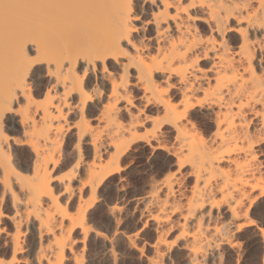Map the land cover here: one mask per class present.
<instances>
[{"label": "bare ground", "instance_id": "6f19581e", "mask_svg": "<svg viewBox=\"0 0 264 264\" xmlns=\"http://www.w3.org/2000/svg\"><path fill=\"white\" fill-rule=\"evenodd\" d=\"M133 13L139 17L134 24L140 28L136 35L143 42L141 52L163 54L168 61L165 65H154L169 69L167 75L162 70L156 73L161 77L156 83L162 84L167 76H172L176 87L170 93L168 103H179L177 96L184 101L180 112H170L167 116L156 108L153 112L157 119H170L173 125L183 117L179 126L166 125L167 131L162 128L160 135L168 137L178 131L181 137L177 141L178 148H175L178 151H174L173 156L179 158L180 155L179 162L183 158V168L188 163V174L195 180L194 189H190L189 205L186 201L187 209L182 208L187 210V216L183 218L186 225L182 220L184 226H180L186 228L181 239L193 243H185L182 248L192 245L195 261L200 256L206 260L208 249H212V240L205 234V217L210 219L215 210L220 213L222 201L229 203L235 198L236 202H233L236 204L227 206L229 213H226L230 216L227 221L239 222L243 215L238 206L240 202L237 204L238 196L233 197V193L239 190L244 199L248 192L251 195L250 191L261 188L260 196L264 197V186L258 184V178L261 180L263 176L255 175L263 167L260 158L264 145V9L260 8V0H133ZM122 15L123 9L116 0H108L103 6H95L86 0H3L0 3V106L14 105L19 110L24 107L21 100L28 103L26 97H34L31 103L35 108L31 129H26L22 123L29 119L26 115L0 121V128L12 139L6 151L0 148V259L11 264H67L76 257L73 261L81 263L84 256L80 258L81 253L75 254V237L80 234L86 240L91 233L86 227L87 209L91 206L85 209L87 201L83 202L84 206L79 201L89 189L85 185L91 178L105 176V182L113 174L124 171L125 156L134 145L144 142L139 137L150 131L146 125L143 132L138 131L145 121H137L134 129L131 117L128 121L119 119L120 115L127 113V104L123 110L117 104V118L102 127L107 104L102 97L94 96L81 105L79 115L74 111L76 105L81 104L82 94L79 82L73 76L77 70L89 68L85 57L90 59L115 48L120 30L112 21ZM241 29L246 39L241 36ZM35 57L61 63L67 60L71 65L72 75L68 77L66 87L62 80L59 90L53 89V94H48L44 86L46 99L43 103L39 93L35 94L31 87V80L43 78L39 72L33 76L28 71L31 58ZM77 57L81 59L77 61ZM111 64L113 73L122 67L114 61ZM173 64H176L178 76H173ZM181 81L186 87L181 86ZM85 82L93 89L100 87L105 91V81H97L94 66L91 79ZM168 82L172 83V80ZM108 83L110 85L111 81ZM129 83L130 97L143 94L144 85L138 84L136 79ZM17 85H20L19 93ZM109 96L115 103L110 89ZM165 111H168L167 107ZM81 116L84 120L80 119ZM77 121L82 126L72 127ZM200 121L211 126L205 139L197 131ZM91 125H94V134ZM192 125H195L194 129ZM25 131H28L25 142L16 143ZM184 151L187 152L185 155L182 154ZM76 161L79 165L73 169ZM181 166L177 167L182 169ZM65 167L72 168V171H66L71 173L69 175L64 171L68 176L64 178L61 171ZM58 172L63 174L60 173L62 177L58 175V178ZM81 174L87 175L88 181L87 178L83 181ZM170 178L165 179L161 187H150L152 196L149 201L155 202L162 213L172 209L171 216L180 211L176 206L182 207L184 201L180 205L175 202L179 182L175 187L176 178V182ZM260 182L264 183L263 178ZM102 184L97 185L96 194ZM77 193L80 206L75 205L76 202L74 205L78 208L73 206L74 213H77L70 215L74 207H67L68 203L64 206L62 197H67L69 202L77 197ZM218 196L225 200H218ZM110 208V212H114L115 209ZM149 212L151 214V210ZM154 216L152 214L151 218ZM243 217L246 219L245 214ZM157 218V221L164 219L159 215ZM187 224H191L194 230L188 231ZM220 226L213 227L215 235L220 237L217 250L228 243L230 237L227 231L221 232ZM249 227L245 221L238 225L236 232ZM163 237L165 239L166 235ZM262 237L264 240V235ZM157 264H163V261Z\"/></svg>", "mask_w": 264, "mask_h": 264}, {"label": "rangeland", "instance_id": "374dc122", "mask_svg": "<svg viewBox=\"0 0 264 264\" xmlns=\"http://www.w3.org/2000/svg\"><path fill=\"white\" fill-rule=\"evenodd\" d=\"M31 84H33V85H31V87H32V91L35 94L39 93V89L41 87H44V85L42 83H38V81H36L35 79L31 80ZM200 122H203V121H200ZM200 122L198 123V130L197 131L202 134V136L200 135L201 137H203V135H204V139H205V138H207L206 137L208 134L207 131H210L209 129H211V126L209 124L207 125L204 122L203 123H200ZM144 144H145L144 142H141V143H138L132 147L134 149L127 153L128 155L125 156V159H124L125 161H123L124 163H122V165L124 167L126 166L125 170L120 172L119 174L117 173V175L113 174L99 187V190H98L99 193H97L96 194L97 196H95V198H94V199H96L95 201H93V199H89V197H88L90 194L89 189L86 190V192L87 193L89 192V194L86 197L84 195L81 200L78 198L79 193H77V197L73 199L74 201L72 200V201L68 202L67 197H62V201L64 203V206H67L66 204L68 203L67 207H70L71 205L73 206L76 202L77 203L75 205L80 206L79 201H81V205L83 204L82 206H84L83 202L87 201L85 203V209L88 208V205L91 206L90 208L87 209V220H86V222H87L86 227L89 229V231L91 233L88 235V238L86 237V240L84 239V236H80V234L76 235V237H75V239L77 238L76 239L77 240L76 245L74 248V250L76 252L75 254L77 256V254L81 253L79 257L81 258V255H82V258L84 256V260H85L84 261L83 259H81L80 261L83 260L82 261L83 264H153V261H156V262L163 261V264H194V262H195V264L197 262H198L197 264H199V263H201V264H263L264 240H263L262 235L258 234V229L253 228V227H249V228L242 229V231L236 232L238 225H240L241 223H243L249 219L250 220H258V217H260L262 214H264V197L260 196L262 189L260 188L261 189L260 190L258 188L253 192L250 191L251 195H249V192H248V195L246 194L247 197H245L246 199H248V201L245 198L244 199L242 198L243 194L239 190H237V192L233 193L234 194L233 197H235V196L239 197L241 195V197H239V198H242L243 200L240 199L241 201H238L239 198L237 197V204H238V202H240L238 204V206L241 207V208H239L241 211L240 210L239 211L241 212V214L243 216L245 214L246 219L242 216V219L238 220L239 222H235V223L230 222L231 224L229 223V221H227V220H229V217H230L228 214L229 213L228 207H232V205L234 206L236 204L235 198L228 201L229 203H227L226 201H222V200H225L224 197L218 196L217 199L223 202L220 213H218L217 210H215V213L212 215V217H210V219L208 217H205V219H204L205 222H203V224L206 225V226H204L205 231H206L205 234H206V236L208 235L207 236L208 239L212 240V242H211L212 249H210V250L208 249L207 255H205V256H208V258H206V260H205V257L201 258L202 256H200L201 259L199 258L198 260L195 261L193 251H191L193 246L191 245L190 248L189 247L188 248H182L185 243L186 244L187 243L192 244L193 242L191 240L186 239L187 240L186 241L184 239H181L182 234H183V229H186V228L180 227L183 225V222L185 223V221H184L185 219H183V218H185L187 216V212H186L187 210L186 209L188 206L185 205V203L187 201V203L189 205L190 198L192 197L191 196L192 192L190 191V189L192 188V190H193L194 186H195L193 184L195 181L194 178L191 175H189L190 174L189 173L190 168L188 166V163L186 164V167L183 168V166L185 165V164H182L184 162L183 158H182V160L180 159L182 162H179L177 160H179L180 155H179V158L177 157L178 159L173 156L174 153H176L178 151V149L171 150V151H173L172 152L173 154H172V153H169L170 150L168 153H167V151L166 152L161 151V150L157 151V150H153L152 148L149 149V147H147L146 144L145 145ZM137 145H138V148H137ZM176 148H178V147H176ZM262 148H263L262 149V151H263L262 152V159L260 158V160L263 163V167H264V145H262ZM174 151H176V152H174ZM185 153H187V152H185V151L182 152V154H184V155H185ZM133 159H134V161H133ZM185 159H187V158H185ZM127 162L130 164H127ZM178 162H179V164L180 163L181 164L180 165L177 164ZM177 166H181L182 169H180V167L178 168ZM263 167L260 168L261 171L260 170L256 171V173L258 171H259V173L255 174L256 176L258 175L259 177L262 175L263 177H261V180H260V178H258L259 180L256 179L258 176L254 177L256 180L259 181L258 184H260L261 186H264V183L260 182V181H262V178L264 180V168ZM69 169L72 171V168H69V167H65L62 169V171L61 170L60 171L62 173H64V171L65 172L67 170L69 171ZM185 170H187V171H185ZM167 171H169V172H167ZM61 172H58L59 174L57 173V176L58 175L60 176L62 174ZM69 173L70 172H66V175H69ZM66 175L64 173L63 177L65 178ZM81 175H82L83 181L84 180L86 181V178L88 181V177H86L87 175H83V174H81ZM59 176H58V178H59ZM164 176H166V177L164 178ZM60 177H62V176H60ZM66 177H68V176H66ZM168 177L169 178L171 177L170 179H173L172 180L173 182L174 181L176 182V180H177V182L175 183V187H176V184L178 182L180 183V181H181L180 184L179 183L177 184V186H178V187H176V190H178V192L176 193L177 198H176V200L175 199L174 200H175V202L177 201L176 202L177 204L179 202V205L184 201V205L182 204V207L176 206V207H180L179 208L180 213L177 212L175 215L171 214V216L169 215V213L172 211V209L170 210V208H169L165 212L162 213L155 202H153V204H152V202L149 201L150 200L149 198L152 196V189L150 190V187L151 188H153V186L154 187H156V186L161 187L163 182L165 181V179H168ZM177 177H179V178H177ZM184 177H185V179H184ZM163 178H164V180H163ZM175 178H176V180H175ZM109 185H110V187H109ZM116 189H118V190H116ZM238 191H239V193H238ZM161 193H160V195H161ZM181 193L182 194L184 193V194L182 195ZM98 196L99 197L101 196V197L99 198ZM161 196L163 197L164 193ZM189 196H190V198H189ZM84 197L86 200L84 199ZM250 197H252L251 199H254V200L250 201L251 200V199H249ZM63 198H65L66 200H64ZM77 198L79 199V201ZM109 200L112 201L111 204L108 203ZM233 200L235 202H233ZM147 201L151 202V204H149V203L146 204ZM249 201L252 202L253 205H251V203H249ZM241 203L242 204L244 203V204L240 206ZM97 205H99V207H97ZM110 206L115 209L114 212H112V211L110 212V209H111ZM75 207H74V209H71V211L69 212L70 215H76L77 212L74 213L76 211ZM76 208H78V207H76ZM182 208H186V209L183 210ZM107 210L109 211L108 214H107ZM147 210H149V211L151 210V214H149L150 212ZM168 210H170V211L168 212ZM242 211H243V213H242ZM226 212H228V213H226ZM152 214H153V216L155 215L157 217H158V215L162 216V217H164V219L167 218L168 219L167 221H169V222L166 221V223H164L162 221V223L161 222L158 223L159 221L164 220V219H161V220L159 219V221H157L156 220V219H158L157 217L154 216V218L153 217L151 218ZM216 214H218L217 216H220V217H216ZM176 215H178V216H176ZM119 218H120V221H119ZM182 220H183V222H182ZM207 220H208V222H207ZM154 221H156V222H154ZM219 221L222 223H220ZM224 221H225V224H224ZM173 224H175V226ZM221 224H223V226H224L223 228H222ZM144 225H147V227H144ZM171 225H172V227H171ZM185 225H186V223H185ZM189 225H190V227H188ZM215 226H217V227L220 226V228L223 229V230H221V232L225 233L227 231L226 233H228V236H230L228 238L229 242L226 243L225 245H222L220 248H218V250L216 248V244L219 243L220 237H219V235L218 236L215 235V231L213 229V227H215ZM230 226H231V228H230ZM206 227H207V230H206ZM228 227H229V229H228ZM141 228H143V231L140 232V235H138V236L135 235L134 233L136 231H140ZM165 228H166V232H165ZM167 228L169 230L170 229L171 230L169 231ZM187 230L193 231L194 227L191 224H187ZM165 235H166V237L164 239L163 236H165ZM104 236L105 237L107 236L108 239H105ZM228 236L226 235L225 237H228ZM103 237H104V239H103ZM28 238L26 239V241H28ZM80 238H82V239H80ZM230 238H231V240H230ZM159 239L162 241H160ZM83 240H84V243H83ZM107 240H109V241H107ZM165 242L167 243V245L165 244ZM134 243H135L136 247L132 246ZM168 244L170 247L168 246ZM158 245L160 247H158ZM112 246L114 249L111 248ZM83 252H85V253H83ZM160 252H163V254ZM157 254H158V256H157ZM218 255L220 256V258ZM74 258H76V257H74ZM74 258L72 260H70V262H68L67 264H69V263L70 264H81L82 263V262L81 263L80 262H74L73 261ZM204 260L206 262H204Z\"/></svg>", "mask_w": 264, "mask_h": 264}, {"label": "snow or ice", "instance_id": "6c2138e0", "mask_svg": "<svg viewBox=\"0 0 264 264\" xmlns=\"http://www.w3.org/2000/svg\"><path fill=\"white\" fill-rule=\"evenodd\" d=\"M2 2L3 0H0V3ZM86 2L95 6H103L108 0H86ZM116 2H118L123 9L122 17L118 19L114 18L112 21L115 27L120 30L118 41L116 42L114 49L95 54L90 59L87 57L84 58L85 63L89 65V68L86 70H77L73 76V79L79 82V91L82 94L81 104L76 105L74 111H77V114L79 115L81 105L93 99L94 96L102 97L107 101L104 108L105 119L102 121V127H106L108 126L109 121H113L117 118V112L115 111L116 105L118 104L120 109L123 110L124 105L127 104V113L120 115L119 119L122 121H128L129 117H131L134 129L136 128L137 121H145L144 125L139 126V132L144 131L145 125L150 129L148 133L139 137L140 140L153 146L155 150H174L178 147L176 142L181 139L178 131H174L172 135L168 137L160 135V132L162 128L167 131V128L165 127L166 125L179 126L181 121H183V117L173 125V121L170 119L166 120L163 117L157 119L153 112V108H156L167 116L170 112L182 111L184 101L177 96L176 100L179 101V103H175L174 105H169L168 103L169 95L176 87V82L173 80L172 76H167L162 84L156 83V81L161 79L156 73L162 70L167 75L169 69L167 67L156 68L154 65L156 63L165 65L168 61L163 54L149 55L147 50L141 52L143 42L139 41L136 35V33L140 32V28L136 27L134 24V21L139 20V17L133 13V0H116ZM153 2H155V0H153ZM192 6L194 5H189V7ZM260 8L264 9V0H260ZM149 23H152V21H149ZM241 36L245 37V39L247 38L242 29ZM153 52H155L154 48ZM80 59V57H77V61ZM112 61L118 65H122V67H120L115 73L112 71ZM262 63H264V61H262ZM93 66L97 81H105V91H101L100 87L93 89L90 83L85 82L91 79ZM66 69L68 72L65 71ZM28 71L31 72L33 76L39 72L43 79L38 81V83H42L47 88L48 94H53V89L59 90L62 80L65 82L66 87L68 77L72 75L69 61L65 60L61 63L55 59H41L39 57L31 58ZM172 72L173 76L179 75V73L176 72V64L172 65ZM131 79H136L138 84L144 85L143 94L137 93L135 97H130L128 95L130 88L129 81ZM109 80L111 81L110 85L108 83ZM169 80H172V83H169ZM181 86L186 87V85L183 84V81H181ZM45 87L39 89V99L41 103L46 99ZM109 89L111 97L115 99V103H113V100L109 96ZM19 90L20 85H17L18 93ZM25 92H27L26 87ZM26 99L29 102L26 103L25 100H21L20 103L23 104L24 107L19 108V110H17L14 105L0 106V121H5L6 118L10 121L13 116L26 115L29 119L22 121V123L25 124L26 129H31V116L32 112L35 110L31 100L34 99V97H26ZM166 107L168 108L167 112L165 111ZM63 110L67 111L66 109ZM37 119H39V116H37ZM80 119L84 120L82 116ZM85 123L87 122L85 121ZM81 126L82 125L79 121L72 125V127L75 128H80ZM91 127L93 128L94 134V125H91ZM191 127L194 129L195 125H192ZM4 132L5 130L0 128V148H3L6 151L9 144L12 143V139L10 135H5ZM27 135L28 131H25L15 142L24 143ZM173 137H175V140H173ZM165 145L168 147H165ZM78 165L79 161H76V163L73 164V169ZM105 178V176L91 178L89 183L85 185V187H88L92 193L89 199L95 198L97 185L102 184ZM84 195L87 196L88 193L85 192ZM108 203L111 204L112 201L109 200ZM97 207H99V205H97ZM247 224L253 228H257L258 234L264 235V214L258 217V220H247ZM144 227H147V225H144ZM142 231L143 228H141L140 231H136L134 234L138 236ZM105 239H108V237L106 236ZM132 246L136 247L135 244ZM0 264H11V262L5 259H0ZM153 264H157V262L153 261Z\"/></svg>", "mask_w": 264, "mask_h": 264}]
</instances>
